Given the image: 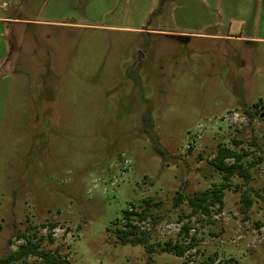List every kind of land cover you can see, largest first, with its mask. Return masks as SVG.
Masks as SVG:
<instances>
[{
  "label": "rangeland",
  "instance_id": "rangeland-1",
  "mask_svg": "<svg viewBox=\"0 0 264 264\" xmlns=\"http://www.w3.org/2000/svg\"><path fill=\"white\" fill-rule=\"evenodd\" d=\"M263 3L0 0L15 68L0 112V258L26 233L65 264H146L148 249L117 235L134 204L148 208L134 222L156 264H264ZM224 147L251 177L233 174L221 204L191 215L188 197L225 182ZM176 241L194 246L163 251Z\"/></svg>",
  "mask_w": 264,
  "mask_h": 264
},
{
  "label": "trees",
  "instance_id": "trees-1",
  "mask_svg": "<svg viewBox=\"0 0 264 264\" xmlns=\"http://www.w3.org/2000/svg\"><path fill=\"white\" fill-rule=\"evenodd\" d=\"M247 154V153H246ZM245 154L238 153L229 148H220L215 160L213 161L216 165L217 169L225 172L223 183L221 188H215L212 190L206 191H198L195 195L188 197V202L192 208L191 215H197L199 213L208 214L210 211V206L215 205L217 203L223 202L224 197V188L229 187L230 178L233 174H240L242 177L247 180L250 179L251 173L249 171V167H245L243 164V158ZM233 158V163L229 164L226 162V159ZM223 188V189H222ZM183 197L181 194L176 197V203L182 201ZM243 199L245 201V212L251 207L252 200L249 198L246 192L243 193ZM133 209H125L124 218L127 221L126 227L119 228L117 230V235L120 241L123 244H131V245H144L149 252V258L146 264H156L153 256L151 255L154 252V247L150 244V231L147 228H142L140 223H135L148 220L150 214L148 212V208H144L142 210H137L135 205L133 204ZM56 224L53 223L52 227H55ZM186 234H189L191 227L187 224H184L182 227ZM19 239L22 237L25 238V242L21 243L17 248L13 249L6 256L0 258V264H16L17 262H27V259L30 256H37L41 258L43 263L45 264H65L66 261L56 253H53L49 250L41 248V241L33 238L32 236L23 233L18 235ZM13 244V241L10 240ZM194 246L193 241H189L188 243H181L176 241L175 243H167L165 247H163V251L174 253L178 256H184L190 249ZM215 259L211 257L209 260L202 261L200 264H214ZM185 264H189L185 262ZM230 264V262H227Z\"/></svg>",
  "mask_w": 264,
  "mask_h": 264
},
{
  "label": "crops",
  "instance_id": "crops-1",
  "mask_svg": "<svg viewBox=\"0 0 264 264\" xmlns=\"http://www.w3.org/2000/svg\"><path fill=\"white\" fill-rule=\"evenodd\" d=\"M224 1V0H223ZM226 1H248V0H226ZM264 10V3L262 5ZM11 18H5L0 16V112L3 103V81L10 77L14 72V61L12 58L13 50L11 49L10 43L5 38V30L3 24L10 22ZM3 37V39H2ZM264 40V38H259ZM6 77V78H4ZM4 78V79H3ZM1 118V117H0Z\"/></svg>",
  "mask_w": 264,
  "mask_h": 264
}]
</instances>
